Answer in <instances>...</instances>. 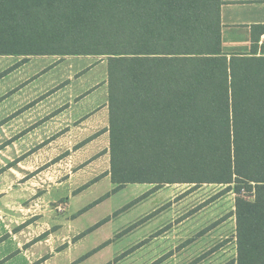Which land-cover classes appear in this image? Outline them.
Masks as SVG:
<instances>
[{"label":"trees","instance_id":"obj_1","mask_svg":"<svg viewBox=\"0 0 264 264\" xmlns=\"http://www.w3.org/2000/svg\"><path fill=\"white\" fill-rule=\"evenodd\" d=\"M220 7L0 0V56L107 57L113 183L235 185L238 264H264V58L223 53Z\"/></svg>","mask_w":264,"mask_h":264},{"label":"rangeland","instance_id":"obj_2","mask_svg":"<svg viewBox=\"0 0 264 264\" xmlns=\"http://www.w3.org/2000/svg\"><path fill=\"white\" fill-rule=\"evenodd\" d=\"M109 92L105 56H0V235L97 219L237 226L235 185L113 183Z\"/></svg>","mask_w":264,"mask_h":264},{"label":"crops","instance_id":"obj_3","mask_svg":"<svg viewBox=\"0 0 264 264\" xmlns=\"http://www.w3.org/2000/svg\"><path fill=\"white\" fill-rule=\"evenodd\" d=\"M220 19L224 54L264 58V0H221ZM101 112L108 116L106 109ZM132 215L128 220L136 218ZM95 221L63 225L52 234L47 227H11L15 234L0 235V264H238L235 224Z\"/></svg>","mask_w":264,"mask_h":264}]
</instances>
